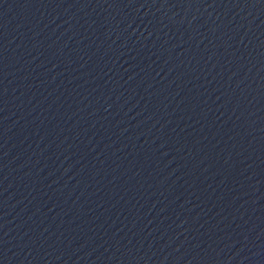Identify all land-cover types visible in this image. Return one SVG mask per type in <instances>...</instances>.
<instances>
[{
  "label": "water",
  "instance_id": "water-1",
  "mask_svg": "<svg viewBox=\"0 0 264 264\" xmlns=\"http://www.w3.org/2000/svg\"><path fill=\"white\" fill-rule=\"evenodd\" d=\"M0 264H264V0H0Z\"/></svg>",
  "mask_w": 264,
  "mask_h": 264
}]
</instances>
